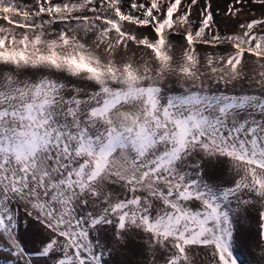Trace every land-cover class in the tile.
I'll use <instances>...</instances> for the list:
<instances>
[{
	"label": "snow or ice",
	"instance_id": "snow-or-ice-1",
	"mask_svg": "<svg viewBox=\"0 0 264 264\" xmlns=\"http://www.w3.org/2000/svg\"><path fill=\"white\" fill-rule=\"evenodd\" d=\"M241 236L264 246V0H0V264H237Z\"/></svg>",
	"mask_w": 264,
	"mask_h": 264
},
{
	"label": "bare ground",
	"instance_id": "bare-ground-1",
	"mask_svg": "<svg viewBox=\"0 0 264 264\" xmlns=\"http://www.w3.org/2000/svg\"><path fill=\"white\" fill-rule=\"evenodd\" d=\"M169 82H165L163 84V87H165L166 89H163L164 92V96H168V95H175L176 93L179 92V90H177L176 88L172 87L171 84H168ZM223 91H225L227 94H232L235 91L238 90H231V89H223V87H221ZM248 91V90H247ZM123 195V193H122ZM21 213L23 212L22 209L19 210ZM22 226L21 228L18 230L19 232L23 233L21 235V241L22 243L25 245V247L29 250L33 249V248H37L39 247V238L31 233H25L23 232V222H21ZM241 237H246V236H241ZM247 238V237H246ZM254 242V241H253ZM251 242V248L248 249V253L247 256L251 259L250 261L254 262V260H256L257 258L262 259L263 258V253L258 250V248H256V244L255 242L253 243ZM255 247V248H252ZM200 255L196 257L197 260V264H209V257L207 255V251L200 249L198 250ZM105 259L108 261V264H122L123 261H125L126 259L128 260H136L138 259V257L133 256L131 253H127V254H122V253H113V255L111 257L107 256V254L105 255Z\"/></svg>",
	"mask_w": 264,
	"mask_h": 264
},
{
	"label": "rangeland",
	"instance_id": "rangeland-1",
	"mask_svg": "<svg viewBox=\"0 0 264 264\" xmlns=\"http://www.w3.org/2000/svg\"><path fill=\"white\" fill-rule=\"evenodd\" d=\"M230 2V0H212L213 3V10L218 13H222L225 10L226 5ZM251 15L258 16L259 15V9H256L251 13ZM217 19H222L221 16H218ZM243 19V17H241ZM168 84H171L172 87L178 88L177 90L180 91L179 85L168 81ZM223 87V86H221ZM163 89H166L163 87ZM222 90V88H221ZM233 90V89H231ZM246 91H251L250 89H245ZM235 91V90H234ZM238 92V91H235ZM164 94V92H163ZM177 94V93H176ZM254 241V240H253ZM254 243V242H253ZM251 248L250 243L248 242V239L246 237H241L239 240H236L233 242V255L237 260V264H264V251L261 249L264 248V246L256 247L258 250H260L263 253V258H257L254 260V262L250 261L251 259L247 256L248 249ZM252 248H255L252 246Z\"/></svg>",
	"mask_w": 264,
	"mask_h": 264
}]
</instances>
